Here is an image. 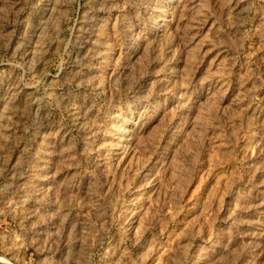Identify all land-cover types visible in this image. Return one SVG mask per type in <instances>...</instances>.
<instances>
[{
	"label": "rangeland",
	"instance_id": "rangeland-1",
	"mask_svg": "<svg viewBox=\"0 0 264 264\" xmlns=\"http://www.w3.org/2000/svg\"><path fill=\"white\" fill-rule=\"evenodd\" d=\"M1 264H264V0H0Z\"/></svg>",
	"mask_w": 264,
	"mask_h": 264
},
{
	"label": "water",
	"instance_id": "water-1",
	"mask_svg": "<svg viewBox=\"0 0 264 264\" xmlns=\"http://www.w3.org/2000/svg\"><path fill=\"white\" fill-rule=\"evenodd\" d=\"M1 262V261H0ZM1 264V263H0Z\"/></svg>",
	"mask_w": 264,
	"mask_h": 264
}]
</instances>
